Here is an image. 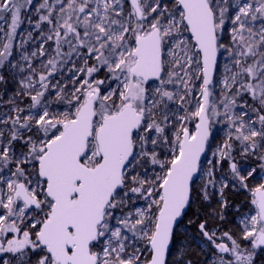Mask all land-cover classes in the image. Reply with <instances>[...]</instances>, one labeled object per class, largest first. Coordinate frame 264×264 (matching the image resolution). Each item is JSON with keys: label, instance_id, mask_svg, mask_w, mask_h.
I'll use <instances>...</instances> for the list:
<instances>
[{"label": "snow or ice", "instance_id": "1", "mask_svg": "<svg viewBox=\"0 0 264 264\" xmlns=\"http://www.w3.org/2000/svg\"><path fill=\"white\" fill-rule=\"evenodd\" d=\"M0 264H264V0H0Z\"/></svg>", "mask_w": 264, "mask_h": 264}]
</instances>
